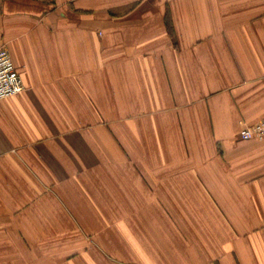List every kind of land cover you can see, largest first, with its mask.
Wrapping results in <instances>:
<instances>
[{
	"label": "crops",
	"instance_id": "crops-1",
	"mask_svg": "<svg viewBox=\"0 0 264 264\" xmlns=\"http://www.w3.org/2000/svg\"><path fill=\"white\" fill-rule=\"evenodd\" d=\"M2 46L0 262L264 264V0H0Z\"/></svg>",
	"mask_w": 264,
	"mask_h": 264
},
{
	"label": "built area",
	"instance_id": "built-area-1",
	"mask_svg": "<svg viewBox=\"0 0 264 264\" xmlns=\"http://www.w3.org/2000/svg\"><path fill=\"white\" fill-rule=\"evenodd\" d=\"M13 63L7 46L0 48V103L2 99L17 95L25 90V85ZM239 137L243 140L264 139V119L247 125L242 124Z\"/></svg>",
	"mask_w": 264,
	"mask_h": 264
},
{
	"label": "rangeland",
	"instance_id": "rangeland-1",
	"mask_svg": "<svg viewBox=\"0 0 264 264\" xmlns=\"http://www.w3.org/2000/svg\"><path fill=\"white\" fill-rule=\"evenodd\" d=\"M40 248V246H32V247H29V246H27V247H25V245H23V246H15V247H13L12 248V250H13V252H11V248L10 247H4V251L1 249V251H0V254L1 253H3V252H10V253H27V252H29V253H32V252H40L39 250H37V249H39ZM57 249H54V248H51V249H48V250H45V251H47V252H50V253H54L55 251H56ZM69 255V254H68ZM16 262H7V261H2V262H0V264H15ZM16 264H29V263H26V262H17Z\"/></svg>",
	"mask_w": 264,
	"mask_h": 264
}]
</instances>
